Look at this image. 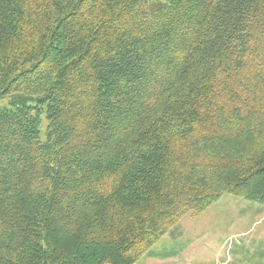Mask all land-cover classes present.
Returning <instances> with one entry per match:
<instances>
[{"label": "trees", "instance_id": "16d2710c", "mask_svg": "<svg viewBox=\"0 0 264 264\" xmlns=\"http://www.w3.org/2000/svg\"><path fill=\"white\" fill-rule=\"evenodd\" d=\"M5 95L0 264H136L264 205V0H0Z\"/></svg>", "mask_w": 264, "mask_h": 264}, {"label": "rangeland", "instance_id": "374dc122", "mask_svg": "<svg viewBox=\"0 0 264 264\" xmlns=\"http://www.w3.org/2000/svg\"><path fill=\"white\" fill-rule=\"evenodd\" d=\"M10 96L0 97V106ZM48 119L41 118V137ZM136 264H264V205L225 195L188 213Z\"/></svg>", "mask_w": 264, "mask_h": 264}]
</instances>
